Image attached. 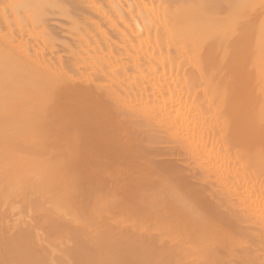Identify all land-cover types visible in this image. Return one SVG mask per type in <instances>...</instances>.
I'll list each match as a JSON object with an SVG mask.
<instances>
[{
	"label": "bare ground",
	"instance_id": "obj_1",
	"mask_svg": "<svg viewBox=\"0 0 264 264\" xmlns=\"http://www.w3.org/2000/svg\"><path fill=\"white\" fill-rule=\"evenodd\" d=\"M263 181L264 0H0V264H264Z\"/></svg>",
	"mask_w": 264,
	"mask_h": 264
},
{
	"label": "rangeland",
	"instance_id": "obj_2",
	"mask_svg": "<svg viewBox=\"0 0 264 264\" xmlns=\"http://www.w3.org/2000/svg\"><path fill=\"white\" fill-rule=\"evenodd\" d=\"M66 27H67V26H66ZM66 27H64V28H66ZM34 28H36V27H34ZM69 29H70V28H69V26H68V30H69ZM68 30H65V29H64V31H68ZM70 30H72V29H70ZM58 32H59V31H58ZM71 32H72V31H71ZM59 34H61V36H60V35L57 36V38H59V39L56 38V42H55V40H53L52 42H50L51 44L54 45V46L52 45V46H53V50L56 48V47H55L56 45H57V48H56V49L59 50L60 48H62V46L60 47V44H59V43L65 44L64 42L69 41V40H66V38L69 39L70 34H69V36H65V35H64V34L68 35V32H67V33H65V32H63V31L61 32V30H60V33H59ZM62 34H63V35H62ZM61 37H62V38H61ZM71 38H73V37H71ZM111 38L114 39L115 36L113 37V35H111ZM60 39H61V40H60ZM63 39L66 40V41H64ZM58 40H59V41H58ZM57 41H58V42H57ZM62 44H61V45H62ZM45 45H46V44H45ZM52 46H51V49H52ZM48 50H49V49H48ZM61 53H62V52H61ZM62 54H63V53H62ZM64 54H66V53H64ZM120 56H121V55H120ZM120 56H118V57H120ZM73 62H74V61H73ZM72 64H73V63L69 64V66H70V65L72 66ZM72 67H74V66H72ZM108 67H109V68H108ZM114 67H115V68H114ZM106 68H108V69L113 68V69L116 70V69H117V66L110 67V66L107 65ZM72 69H73V68H72ZM119 69H120V68L118 67V69H117L116 71H119ZM128 73H129V70H127V74H126L127 76H129V74H131V73H129V74H128ZM120 74H121V73H120V71H119V72L117 73V76H119V77H117V78H123V74H121V76H120ZM208 113H209V112H207V114H208ZM157 127H158V126H157ZM160 128H161V126H160ZM160 128L158 127V130H162V129H160ZM147 154H154V153H153V151H148ZM263 182H264V181H263ZM263 184H264V183H263ZM209 191H210V190H209ZM208 193H209V192H208ZM10 200H11V199H7V200H5V201H6V205H5L6 207H5L4 205H3V207H2V209H3V208L5 209V210H4L5 212L3 213V215H5L4 218H13V216H15V215L17 214V212H16L17 210H16V209H15V210H10L11 208L9 209V204H11ZM8 202H9V203H8ZM4 204H5V202H4ZM6 211H7V212H6ZM8 211H9L10 213H8ZM13 212H15V213H13ZM55 248H56V247H55ZM57 248H58V245H57ZM57 248H56V249H57ZM60 248H61V246H60ZM57 252H58V251H57ZM54 253H55V254H58V253H56V252H54Z\"/></svg>",
	"mask_w": 264,
	"mask_h": 264
}]
</instances>
